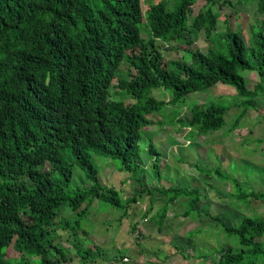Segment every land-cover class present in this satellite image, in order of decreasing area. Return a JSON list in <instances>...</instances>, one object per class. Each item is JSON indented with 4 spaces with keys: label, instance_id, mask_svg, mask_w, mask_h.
<instances>
[{
    "label": "trees",
    "instance_id": "16d2710c",
    "mask_svg": "<svg viewBox=\"0 0 264 264\" xmlns=\"http://www.w3.org/2000/svg\"><path fill=\"white\" fill-rule=\"evenodd\" d=\"M248 1L264 17V0ZM147 3L144 12L142 0H0V264H100L84 223L91 227L94 207L106 204L119 212L121 224L142 195L124 199L118 189L105 187L93 156L118 163V171L142 183L146 140L161 177L162 154L149 132L150 116L166 104L157 90L171 91L168 104H176L219 84L233 87L239 114L228 133L258 109L256 100L264 97V18L251 23L248 45L229 16L226 30L217 29L221 9L233 7L232 0ZM202 32L212 44L205 52L191 48ZM244 72L257 73L260 83L250 88ZM231 110L214 100L198 103L177 124L206 138L225 127ZM75 167L83 172L76 186ZM201 171L233 184L236 193L229 199L247 203L246 209L252 201L264 202L262 189L245 190L221 168ZM156 190L167 198L153 218L160 228L180 198L187 199L184 216L190 222L204 213L219 228L185 232L190 240L200 230L207 231L204 239L219 240L211 255L175 246L187 261L264 264L262 215L246 214L234 226L200 210L199 184ZM145 191L154 208L153 190Z\"/></svg>",
    "mask_w": 264,
    "mask_h": 264
},
{
    "label": "rangeland",
    "instance_id": "374dc122",
    "mask_svg": "<svg viewBox=\"0 0 264 264\" xmlns=\"http://www.w3.org/2000/svg\"><path fill=\"white\" fill-rule=\"evenodd\" d=\"M142 1L143 10L146 12L149 9L148 0ZM232 1L233 7L223 6L221 9L222 17L219 19L217 29L219 32L226 30L225 17L229 16L231 25L234 29H241L246 43L250 45L251 23H259L264 17L256 14V6L250 4L248 0H244L241 4L237 3L238 0ZM201 5H203L202 1L198 3L196 9ZM217 8L215 11L218 10ZM142 29L144 35L147 36L148 32L145 27ZM211 45L205 33L202 32L197 35L195 44L191 48L198 47L205 52ZM163 46L165 45H159L160 48H163ZM180 56L182 57L183 54H180ZM243 75L247 77L250 88L260 83V77L257 73L244 72ZM224 95L226 97L219 100ZM235 95L236 90L233 87L219 84L212 87L208 92L190 94V96L179 103L168 104V101L173 97L171 91H162L160 89L155 92L158 100L166 103L159 113H154L150 116L153 128L149 132L152 133L153 143H155L156 148L162 154L163 162L161 163L160 178L156 177L155 169L153 168L155 160L147 151L149 143L146 140L141 142L143 169L139 172V177L143 178L142 183L134 180L128 173L118 171V163L108 162L104 157L93 156V161L99 168L100 179L105 187L118 189L124 199L126 197L131 198L140 192L142 197L130 209L132 216L129 215V217L132 219L130 218L129 220L127 219L129 217H126L121 224H119V212L111 210V207L106 204L96 205L93 214L94 212L96 213L91 216L89 222L91 227L86 222L84 223V227L86 226L90 234L88 238L92 242L91 246L99 247L105 253L106 249H109L108 251L111 250V253L105 254V258L108 257L111 262L115 258L113 255L115 250L119 251L126 246L130 247L133 242L135 244L139 243V239L133 237V232H131V237L129 236L130 223L137 220H148V223H145L149 224L148 228L145 225L148 232H146L145 240L154 241L155 247L147 242L143 243L142 247L148 245V248L153 249V251L158 248L157 252H164V255L160 257L163 259V264H198L194 260L187 261L182 253L176 249L168 254V251L173 248V244L177 247L179 246V248L187 247V250L192 249L193 246H196L194 248L200 247L202 252L207 255L214 253V247H216L217 242L219 243V240L215 243L210 238L204 239L203 237H206L207 231L204 233V230H200L202 235H197V237H200H196L197 239L195 238L194 240L192 237H190L192 239L190 240L189 236L185 235V232L202 227H209L214 233L219 232L216 224L209 225L211 222L204 213L191 222V219L185 218L184 212L188 207L187 199L180 198V200L170 206L168 217L162 228L153 221V215L154 218L157 216L155 213L167 200L166 196L161 195L156 190L160 186H185L191 188L199 184L204 194V200L199 206L200 210L220 216L234 226H237L246 214H259L264 217V202L252 201V208L246 209L244 207L247 203L229 199L230 194L236 193L233 184L229 181L222 182L213 174L205 176L201 171L221 168V172L227 177L238 179L245 190L246 188H252L264 191V144L259 143L260 140H264V119L261 118L264 115V97H258L256 100L258 109L250 111L239 123L238 129L228 133L229 130L231 131L233 124H236L239 114L238 109L234 107L236 103ZM216 99L217 101H215ZM212 100L215 103L232 107L227 116L228 122L221 131L205 138L200 137L196 131L189 128L184 129L186 127L182 128L181 125L177 124L179 118L188 120L191 117L190 107ZM81 175H83L81 169L75 167L74 186L81 185ZM144 189L153 190L152 204L155 205L154 208L151 206L148 191L144 192ZM59 231L62 232L61 230ZM61 243L67 247L66 240ZM138 252L142 251L139 250ZM97 253L100 255L101 251L98 249L94 254L96 255ZM13 254L17 256V253ZM71 255L74 256V253L71 252ZM151 255L150 259H153L151 263H155L156 259H159L160 253ZM75 261L77 264L79 263V259ZM98 262L100 264L110 263L106 259ZM202 263L212 264L204 261L200 264Z\"/></svg>",
    "mask_w": 264,
    "mask_h": 264
},
{
    "label": "crops",
    "instance_id": "0c3cea01",
    "mask_svg": "<svg viewBox=\"0 0 264 264\" xmlns=\"http://www.w3.org/2000/svg\"><path fill=\"white\" fill-rule=\"evenodd\" d=\"M224 96H226V95H224ZM185 129H187V128H185ZM129 213H130V211H129ZM130 218L131 217H129L127 219L130 220ZM147 221L148 220H144V221L137 220L135 222H131L130 225L128 223V225H129V230H128L129 231V236L131 237V232H133V237L135 239H139V243L135 244L133 242L132 243V246H130V247H127L126 246V247L122 248V250H119V251L118 250H115V252L113 254L115 256V258L111 262H110V259L108 257L105 258V254H107L108 252L111 253V250L108 251L109 249H106V253L103 252L102 250H100L101 251V254H100V257L99 258L101 260H104V259L108 260L110 262L109 264H113L116 259H118L119 257L121 258V257H125V256H129V257L133 258L135 260L136 264H163V259H161L160 257L162 255H164V252H157L158 251V248L157 247H156L157 250L156 251H153V249L148 248V245H146V244H145L146 245L145 247H142L143 243H145V242H147L150 245H152V246L155 247V244L153 243L154 241L145 240V236L147 235L146 234L147 229H146L145 225L147 226V228L149 227L148 226L149 224H145V223H148ZM140 224H141V226H140ZM175 246L176 245L173 244V248L168 251V254L171 253L172 250L176 249ZM97 248L100 249L99 247H97ZM146 248H148V250H146ZM139 250L142 251V252H138ZM153 252L154 253H157V254L160 253L159 259H156L155 263H151V261L153 259H150V257L152 256L151 254H154Z\"/></svg>",
    "mask_w": 264,
    "mask_h": 264
},
{
    "label": "built area",
    "instance_id": "2783aa9c",
    "mask_svg": "<svg viewBox=\"0 0 264 264\" xmlns=\"http://www.w3.org/2000/svg\"><path fill=\"white\" fill-rule=\"evenodd\" d=\"M116 264H133V262L130 258H123L122 260H120Z\"/></svg>",
    "mask_w": 264,
    "mask_h": 264
},
{
    "label": "clouds",
    "instance_id": "9594fccd",
    "mask_svg": "<svg viewBox=\"0 0 264 264\" xmlns=\"http://www.w3.org/2000/svg\"><path fill=\"white\" fill-rule=\"evenodd\" d=\"M105 209H106V208H105ZM123 258H130V259L132 260L133 264H136L135 260H134L133 258L129 257V256H125V257H121V258L119 257L118 259H116V260L114 261L113 264H116L117 262H119V261L122 260Z\"/></svg>",
    "mask_w": 264,
    "mask_h": 264
}]
</instances>
